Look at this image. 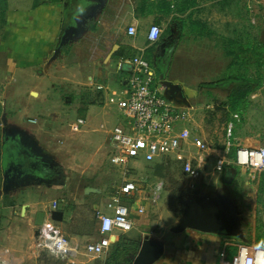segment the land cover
<instances>
[{"label":"crops","instance_id":"crops-1","mask_svg":"<svg viewBox=\"0 0 264 264\" xmlns=\"http://www.w3.org/2000/svg\"><path fill=\"white\" fill-rule=\"evenodd\" d=\"M42 1L45 6L40 7L36 13L34 10L38 8L34 7L25 19L10 16L5 23L0 24V28L3 27L0 36V72L2 71V74L9 70L11 76L21 77L23 82L30 77L31 80L28 81L30 86L26 87L27 92L29 91L33 102L39 103L38 107L41 111L38 116L28 118L29 108L24 106L21 107L22 109L13 108L12 105L15 103H8V97L12 98L13 94L8 90L5 82L13 78L6 73L5 82L0 80V206L2 208L0 228L8 227L9 224L13 226L7 228L5 240L2 241V245L0 244V262L9 261L12 264L45 263V257L41 256V252L38 253L34 247V243L37 242V231L43 225L54 222L52 206L55 201L59 203L58 211L63 210L61 198L66 187L55 184L54 179L49 180L53 181L50 183L51 186L46 179L27 181L24 171L30 174L36 168L29 166L30 168L25 170L21 160L25 162L28 157H34V150L43 156L51 155V150L56 146V135L49 130L48 125L66 124L70 120L69 111L63 110L64 104L75 101L77 109L86 107L87 116L79 117L86 121L84 127H87L90 140L94 141L95 137L92 133L97 129H93L92 121L103 120L105 122L100 126L106 128L105 123L109 124L116 118V111L119 110L110 99L116 98L113 97L115 93L121 96L126 88L131 72L129 61L138 54L144 53V56L150 54L161 76L168 80V82L161 81L158 77V81L155 82L156 88L167 96L173 106L189 114L190 119L183 123L182 129L187 128L191 130L193 136L199 135L198 137L206 140L204 131L197 132L194 128L195 124L197 119L203 118L205 110H213L214 102L217 101L215 99L228 100L236 90H232L225 97L223 85L213 86L212 80L224 75L234 66L236 56L232 45L234 42L237 43L239 38L241 6L251 8L257 3L256 0H199L195 10L185 5L181 9L172 0H87L89 8L83 12L79 8L80 0ZM71 17L75 18L74 23H70L76 29L73 32L82 35L71 42L69 52H64L62 46L66 44L68 37L63 44L61 38ZM85 17L95 20V23L90 25L88 33L80 22ZM152 25L162 29L159 41L154 44H150L147 40ZM131 26L137 28L136 37L128 35ZM73 32L71 34H74ZM82 36H86L84 40ZM82 52L85 53V59ZM231 58L229 64L228 59ZM112 66L116 67L120 79L117 87H113L109 82ZM127 67H130L129 71L126 70ZM84 86L89 88L87 95H79L78 98L67 100L65 94L69 92L68 90L72 88V90H81ZM260 89L255 91L253 88V92L246 98L251 104L256 105L253 100L260 99L264 94ZM52 91L60 93L58 98L60 109L50 103ZM14 93V97L19 98L21 95L22 89L19 84H16ZM206 95H210L211 98H205ZM10 100L16 102V99ZM260 107L264 108V101L260 103ZM252 113L253 110H250L248 123L245 125L241 123L245 120L242 116L231 113V117L232 115L236 117L240 120L239 125H242L238 127L235 136L231 132L230 140H227L232 144L226 154L230 162L234 159L236 147L259 148L264 145L261 140L264 135L263 129L253 118H250ZM39 115L44 117L45 127L42 125L30 127L40 123ZM88 119L92 120L88 122ZM182 129L178 127V130ZM11 132L16 135L13 137ZM1 138L4 141H1ZM20 140L24 142L20 143ZM227 142L224 141L221 148L215 149L225 150ZM186 150L185 155L191 156L190 143L187 144ZM186 158L190 159L187 156ZM210 162L215 166V160L210 159L207 163V172ZM233 166L228 167L240 168ZM148 190H151V186L146 189ZM149 192L142 196L148 198ZM142 196L123 200L130 205L131 219L135 227V237L132 238L137 242L140 240V249L146 236L151 239L155 237L154 234L144 233L149 222H140L141 215L138 209L143 207L146 213L144 206L146 202ZM65 201L67 203V200ZM100 211L110 213L106 207ZM18 220L25 222L22 223L24 228L14 226ZM63 221L54 224L63 229L70 242L79 245L83 253L84 246L88 243L87 235L82 232L71 233ZM139 222L142 229L137 227ZM139 233L141 238L136 237ZM121 235L125 234L116 233L115 239L112 238L114 243L120 241ZM168 241V243L166 240L160 243L164 246V250L161 257L153 264H202V256H206L209 242L218 243L220 251L231 242L224 235L213 236L193 230L176 233ZM52 255L66 264H103L110 257L109 254L103 260L91 255H86L87 258L79 254L75 258L63 259L61 256ZM121 257L122 254L120 259Z\"/></svg>","mask_w":264,"mask_h":264},{"label":"rangeland","instance_id":"rangeland-1","mask_svg":"<svg viewBox=\"0 0 264 264\" xmlns=\"http://www.w3.org/2000/svg\"><path fill=\"white\" fill-rule=\"evenodd\" d=\"M172 1L181 9L184 5L185 7L189 6L190 8H195L199 4V0ZM256 1V5L251 8L241 6L239 38L237 43L234 42L232 45L235 51L234 55L236 56L233 68L226 71L224 75L212 80L214 81L213 86L223 85L225 97L228 96L232 90L241 87L243 81H248L249 84L247 85L253 89L264 79V0ZM43 2L42 0H0V24L3 22L5 23L10 16L12 18L16 16L17 19H25L29 11H32L31 8H38L34 10L36 13L40 7H44L45 3ZM195 10L197 9L195 8ZM94 21L93 18L89 17L80 20L81 25L85 27L84 29H86L85 31H87V33L91 28L90 25L95 23ZM173 27L174 25H172V28ZM2 32L3 27L0 28V36ZM80 35L82 34H70L68 39H65L67 41L66 44L62 46L63 51L69 52L68 50L71 49V42L80 37ZM85 37L86 36H82V40H84L83 38ZM90 45L92 46V44ZM229 46L231 47V44H229ZM249 46H251V48H249ZM252 47L258 48L257 53L262 55L263 58L256 56ZM82 55L85 59L86 56L84 52H82ZM145 59L149 62L151 70L155 74L156 81H158L159 77L161 81L165 80V82H168L157 70L151 55L147 54ZM231 60L232 58L228 59L229 64ZM129 69L130 67L126 68L127 71H129ZM1 72L0 80L5 82L6 73H9V76L13 78V80L5 82L8 90L13 94L12 98H9L10 96L8 97V103H15L12 105L13 108L22 109L21 107L23 106L29 108L30 112L27 114L28 118L38 116V114L41 113L38 107L39 103L32 101L29 96V91L27 92L26 88L30 86V82L28 81L31 80V78L29 77L27 81L23 82L21 77L11 76L9 70L2 74ZM229 77L233 79L228 80ZM118 80L120 79H118L116 67L112 66L109 82L113 87H117L120 83ZM16 84H19L22 89L19 98L17 96L14 97ZM72 89L68 90L69 92L65 94L68 97L67 100L73 99V97L74 99L78 98L80 97L79 95H87V92H89L87 86H84L82 89L80 88L81 90ZM51 97L50 103L59 108L60 101L58 98H60V93L52 91ZM113 97L118 99L121 96L115 93ZM164 97L167 99L166 95H164ZM204 97L207 99L211 98L210 95ZM10 99H16V102ZM215 100L217 101L214 102L215 106L213 110H205L203 118L201 120L197 119V123L194 127L197 132L201 130L204 131L206 134L205 141L212 148H221L224 141L227 142V140H230L231 132L235 136L238 127L248 123L247 120L250 110L254 112L250 114V118H253L256 124L262 127L264 132V124H262L264 120V108L262 109L260 107V103L264 101V94L260 99L253 100L256 105L253 103L251 104L248 99H245L238 110H232L229 98L228 100ZM64 107L63 110L69 111L68 115L71 121L68 120L66 124L48 125L49 130L56 135V146L51 150V155L43 156L39 154L38 151L36 152L34 150V157H28V159H32L36 169L30 174H27V171L24 172L27 181L33 179H46L49 185L54 181L55 184L66 187L64 196L61 198V206L65 214L63 223L67 225L71 233H84L87 235L88 243L98 240V211L103 210L108 205L110 198L116 195V192L126 179L135 181L140 189H143L145 192H149L150 190L146 191V189H149L150 186L154 185L156 182L163 180L166 183V188L160 193L157 204L153 205L151 201L144 203L146 213L140 216V222H149L144 233L154 234L155 237L152 240L156 243L160 244L165 242V240L166 243L169 242L168 239H171V237L176 234L175 230L185 206L194 201H205L215 206L221 204H226L228 206L231 213L233 236H228L226 234L222 235L229 239V241H231L230 243L257 246L264 242V172L252 173L247 170L244 171V169L241 168L227 167L228 170L226 171V168L224 171L225 173L221 174L215 171L214 165L210 162L208 165V172L206 166L204 176L200 179H193L184 175L182 163L177 159L176 155L152 163H147L143 159H139L125 166L114 165L110 159L111 153H113L115 148V143L111 139V130L118 125L132 128V123L126 118L124 113L118 109L119 111H116L115 114L116 118L112 120L111 123L109 122V124L105 123L106 128H101L100 126V124L105 121L100 119L93 120V129H97V131H93L92 135L95 137V140L91 141L87 132V127L82 126L79 131H75L72 128V125L80 118V115L84 118L87 114L85 112L79 114L82 108L77 109L75 101L70 104H64ZM231 113L239 114L245 120L239 125L240 120L233 115L231 117ZM91 120L92 119H88L87 121L90 122ZM39 122V124L34 126L30 125V127L35 128L41 125L45 127L43 116L39 115ZM182 128H184L183 124L179 126V129ZM243 129L244 127H242V130ZM10 134L13 135V137L16 135V133L12 132ZM261 140L264 143V135ZM1 141L4 140L2 139ZM23 142L20 140V143ZM184 156L191 158L190 155ZM51 179L54 180L49 181ZM65 200H67V203ZM130 202L133 203V201ZM66 219L67 221L65 222ZM140 222L137 227L142 229ZM22 223L25 222L18 220L14 226L22 229L24 228V224ZM9 226H13V224H9L8 227ZM8 227L4 226L0 228L1 245L3 244L2 241L4 242L5 240L4 236ZM134 230L135 227L131 232L121 235L122 237L120 236V241L123 243L121 259L115 247H111V260L114 255L117 254V259L120 264H133L140 250V240L137 242V240L132 238L135 237ZM140 231L143 232L142 230ZM2 234L3 236L1 237ZM136 237L141 238L142 236L139 233ZM209 237L214 238L212 236ZM135 244H137L136 247ZM34 247L38 253L41 252V256L45 257L46 260L44 264H66L63 263L60 258L40 249L37 242L34 243ZM218 247V243H208L206 256H202V264H218L220 252ZM80 254L88 258V256H86L88 254H85L84 250L83 253L80 251Z\"/></svg>","mask_w":264,"mask_h":264},{"label":"built area","instance_id":"built-area-1","mask_svg":"<svg viewBox=\"0 0 264 264\" xmlns=\"http://www.w3.org/2000/svg\"><path fill=\"white\" fill-rule=\"evenodd\" d=\"M128 35L136 37L137 28L129 27ZM161 35L162 29L152 25L149 28L147 40L150 44H154L159 41ZM128 64L131 72L126 88L122 91L120 98L110 99V102L116 104L132 123V128L118 125L111 130V139L115 143V148L110 159L114 165L125 166L139 159L152 163L176 155L182 163L184 175L193 179L204 176L205 167L210 159L215 160L214 169L220 173L230 165L252 173L264 172V145L259 148L236 147L233 161H228L226 154L232 147L230 141L227 142L225 150L215 149L202 138L193 136L191 130L187 128L178 130L179 125L189 121V114L173 106L156 88L155 74L145 59L144 53L136 55ZM260 90L264 93V82ZM85 123L86 121L80 118L74 122L72 128L79 131ZM189 143L192 150H189L191 158L187 159L184 155L187 153L186 148ZM165 188L166 183L160 180L151 186L150 195L145 198L142 194L146 195V192L140 189L135 181L126 179L106 206L110 213L98 211L99 238L84 246L85 253L96 259L105 260L110 254L116 233L126 234L132 231L134 224L131 219L130 205L124 203L123 196L132 199L142 196L144 202L151 201L153 205H156L160 193ZM52 208L53 211H58L59 203L55 201ZM138 213L144 214V208H139ZM1 217L0 206V219ZM36 235L40 249L48 250L63 259L75 258L80 254L81 247L72 244L54 222L43 225ZM261 254H264V247L229 242L220 251L218 264H248L249 261L256 264ZM0 264L12 263L1 261ZM103 264L109 263L106 261Z\"/></svg>","mask_w":264,"mask_h":264},{"label":"water","instance_id":"water-1","mask_svg":"<svg viewBox=\"0 0 264 264\" xmlns=\"http://www.w3.org/2000/svg\"><path fill=\"white\" fill-rule=\"evenodd\" d=\"M75 30L73 26L66 29L61 38V44ZM63 219L64 213L62 211H54L52 213V220L54 222H62ZM186 230L211 235L226 234L233 236L231 213L228 206L226 204L215 206L205 201L188 203L184 208L175 231L180 234ZM163 250L164 246L162 244H158L149 236H146L133 264H153L161 257Z\"/></svg>","mask_w":264,"mask_h":264},{"label":"trees","instance_id":"trees-1","mask_svg":"<svg viewBox=\"0 0 264 264\" xmlns=\"http://www.w3.org/2000/svg\"><path fill=\"white\" fill-rule=\"evenodd\" d=\"M257 49L258 48H254L253 52L256 54V56L263 58L262 55L257 53ZM231 79H233V78H230V77L228 78V80H231ZM263 82H264V79L259 82V84L255 88V91H257L259 88H261ZM242 83H243V85L241 87H239L238 89L234 90L232 95L230 96L229 102L232 106V110L240 109L242 102L253 92V89L251 87H249V85H247V84H249L248 81H243ZM85 111H86V107L82 108L80 110L79 114H83ZM123 198L129 199V200L132 199V198H129L127 196H123ZM136 245L137 244H135V247H136ZM113 246L115 247V250L117 252H119V255L121 256V253H122L121 249L123 248V243L118 240L116 243L113 244ZM117 258H118L117 254L114 255L112 260L109 257L108 263L109 264H120L119 260Z\"/></svg>","mask_w":264,"mask_h":264},{"label":"flooded vegetation","instance_id":"flooded-vegetation-1","mask_svg":"<svg viewBox=\"0 0 264 264\" xmlns=\"http://www.w3.org/2000/svg\"><path fill=\"white\" fill-rule=\"evenodd\" d=\"M79 8L81 9V11H83V12H86L87 10H88V8H89V5H88V2H87V0H80L79 1ZM74 19L75 18H69V20H70V22H69V24H68V27H67V29L68 28H70V27H72L73 25H71L72 23H74ZM71 23V24H70ZM29 156V155H28ZM27 158V157H26ZM28 159V158H27ZM19 160V159H18ZM25 162H26V164H25ZM22 161L21 160V163H23V166L25 167V170L26 169H29L30 167L29 166H31V167H33L34 168V165H33V162H32V159L31 160H27V161Z\"/></svg>","mask_w":264,"mask_h":264},{"label":"clouds","instance_id":"clouds-1","mask_svg":"<svg viewBox=\"0 0 264 264\" xmlns=\"http://www.w3.org/2000/svg\"><path fill=\"white\" fill-rule=\"evenodd\" d=\"M258 248L264 247V242H262L260 245H257ZM248 264H252V261H249ZM256 264H264V254H261L256 261Z\"/></svg>","mask_w":264,"mask_h":264}]
</instances>
